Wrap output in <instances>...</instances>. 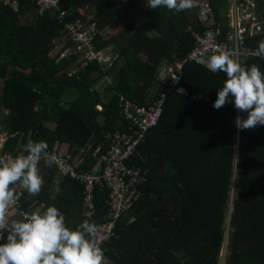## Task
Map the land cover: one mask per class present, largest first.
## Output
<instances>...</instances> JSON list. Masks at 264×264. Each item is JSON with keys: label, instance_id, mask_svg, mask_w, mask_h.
Wrapping results in <instances>:
<instances>
[{"label": "trees", "instance_id": "16d2710c", "mask_svg": "<svg viewBox=\"0 0 264 264\" xmlns=\"http://www.w3.org/2000/svg\"><path fill=\"white\" fill-rule=\"evenodd\" d=\"M14 1L15 10L0 4L2 150L16 157L30 141H45L48 150L64 142L76 172H90L111 147L113 132L128 131L120 97L145 106L160 97L169 78L160 81L158 69L186 56L193 43L188 26L199 35L219 30L217 41H226L232 30L229 0H197L196 7L179 13L153 10L148 0H59L66 21L91 18L96 50L113 58L81 69L67 52L74 44L60 11L40 15L38 0ZM255 1L264 15L263 1ZM200 2L210 13L204 22L197 16ZM121 9L129 11V24L104 37ZM262 40L264 23L255 33L245 32L240 43L254 53ZM253 53L240 64H256L264 73V59ZM180 76L178 86L186 95L166 96L157 123L125 161L144 176L141 196L100 246L103 264H264V126L239 130L234 121L247 113L235 109L234 102L213 107L226 73L186 60ZM101 81L107 82L102 91L97 88ZM39 166L42 190L36 196L23 191L22 211L55 206L71 229L85 220H104L109 189L103 181L93 187L96 213L87 218L85 183L62 175L54 163Z\"/></svg>", "mask_w": 264, "mask_h": 264}, {"label": "built area", "instance_id": "2783aa9c", "mask_svg": "<svg viewBox=\"0 0 264 264\" xmlns=\"http://www.w3.org/2000/svg\"><path fill=\"white\" fill-rule=\"evenodd\" d=\"M230 26L232 28L227 35L226 41H217L212 30L204 31L199 35L191 26L187 27L193 43L185 57L181 59L167 61L161 64L158 69V78L160 81L169 78V81L164 87V91L160 97L149 106L132 104L129 100L120 97L121 117L127 121L129 129L126 132L116 130L113 132L112 145L107 152H101L97 161L90 172H76L77 164L71 161V157L57 150V144L53 150L48 152L56 157L54 165L62 175H69L71 178L83 181L85 183L84 202L87 206L86 217L91 218L95 213L94 185L103 181L109 189L107 199V213L103 221L97 224L100 228L99 242L100 246L111 235L114 234L113 229L115 221L124 212L131 209L134 202L141 196L138 185L144 176L139 173V170H133L126 166V159L134 154L135 148L139 141L144 138L145 132L158 121V118L163 109V104L166 96L170 92H176L186 95L183 87L178 86L180 82V74L182 66L186 60L192 61L205 70H208L203 64L197 63L200 59H207L213 54L227 52L231 58L239 62L242 57L253 53L251 50L241 46L243 34L247 31L255 33L260 30L261 23H264V15L256 8L255 0H230ZM0 4L9 5L13 10L16 9L17 3L12 0H0ZM200 8L197 11V16L201 22L208 20L210 15L208 9H204L203 3L200 2ZM40 15L46 11H60L58 18L64 23V28L67 31L68 38L74 49L68 48L67 52L71 51L76 56L75 66L77 68H85L91 63H108L113 58L104 49L96 50L94 40L97 36V31L94 22L90 19L75 20L72 22L66 21L65 12L60 10L59 0H38ZM209 71V70H208ZM211 72V71H210ZM176 78V79H175ZM99 154L98 149H95L93 156ZM13 157L11 154H5L0 151V157ZM14 158V157H13ZM44 162L40 161L39 165ZM100 173V174H99ZM23 189L18 185L15 190L17 196L16 202L10 207L8 217L15 211H19L22 216L25 212L21 210V200L23 198ZM4 230V238L0 239V244L6 243Z\"/></svg>", "mask_w": 264, "mask_h": 264}, {"label": "clouds", "instance_id": "9594fccd", "mask_svg": "<svg viewBox=\"0 0 264 264\" xmlns=\"http://www.w3.org/2000/svg\"><path fill=\"white\" fill-rule=\"evenodd\" d=\"M196 6L197 0H148L147 3L153 10L164 7L175 13ZM253 55L264 59V40L259 42ZM197 63L212 73L227 75L213 104L215 109L234 102L235 109L247 113L246 118L238 116L235 119L237 129L264 126V73L256 64L246 68L227 52L213 54ZM48 147L45 141H30L23 148L26 154L0 157V239L7 229L6 243L0 244V264H103L104 250L98 239L101 230L95 223L85 220L71 229L66 225L65 215L55 206L9 221V209L17 200V185L30 195L40 194L44 180L38 165L43 160L51 167L56 160Z\"/></svg>", "mask_w": 264, "mask_h": 264}, {"label": "rangeland", "instance_id": "374dc122", "mask_svg": "<svg viewBox=\"0 0 264 264\" xmlns=\"http://www.w3.org/2000/svg\"><path fill=\"white\" fill-rule=\"evenodd\" d=\"M263 1V3H264V0H262ZM121 12H124V11H126L125 13H126V15H125V17L127 18L126 19V21L125 22H123V23H120V25L118 26V27H115V28H117L116 30H112L111 28H110V25H114V23H110V25L109 26H107L108 28H106V30H105V32H104V37L105 36H107V38L109 37V36H113L114 34H116L117 32H119V31H121V30H123L125 27H126V25H128L129 24V22H130V13H129V11H127V10H124V9H121L120 10ZM120 12V13H121ZM152 35H155V34H153V33H149V36H152ZM61 46H62V44H61ZM55 52H58V48H56L55 49ZM54 55H56V53H54ZM143 57L145 58V56L143 55ZM107 84V82L106 81H101L99 84H98V86H97V88L99 89V90H103V88H104V86ZM107 98H109V97H107ZM3 141H4V137L2 136V135H0V151H2V152H5V154H9V152H7V151H3L2 150V144H3ZM57 150L58 151H60V152H62V154H65V152H66V154H67V150H68V144L67 143H64V142H60V143H58L57 144ZM97 156H98V154H97Z\"/></svg>", "mask_w": 264, "mask_h": 264}, {"label": "crops", "instance_id": "0c3cea01", "mask_svg": "<svg viewBox=\"0 0 264 264\" xmlns=\"http://www.w3.org/2000/svg\"><path fill=\"white\" fill-rule=\"evenodd\" d=\"M230 5H231V2H230V0H229V8H228V12L230 11ZM126 11H124V12H121V13H119L113 20H112V23H114V25H110V28L112 29V30H116L117 28H115V27H118L119 25H120V23H123V22H125L126 21V17H125V15H126V13H125ZM130 18H131V16H130ZM131 20V19H130ZM108 25V26H109ZM108 28V27H107ZM0 85H1V83H0ZM40 166L38 167V169H39V172H40ZM37 210H40L41 211V208L40 207H38V208H36L35 207V209H32L30 212H33V211H37ZM11 220H20V218H19V215H17L16 216V213H13L12 214V217H11V219H10V221Z\"/></svg>", "mask_w": 264, "mask_h": 264}, {"label": "water", "instance_id": "95a60500", "mask_svg": "<svg viewBox=\"0 0 264 264\" xmlns=\"http://www.w3.org/2000/svg\"><path fill=\"white\" fill-rule=\"evenodd\" d=\"M231 212H232V208H231ZM229 218H230V217H229ZM224 251H225V249H224ZM224 251H223V253H222V257H223V255H224V253H225Z\"/></svg>", "mask_w": 264, "mask_h": 264}]
</instances>
